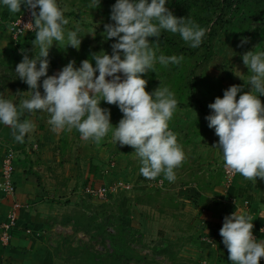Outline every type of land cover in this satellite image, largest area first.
<instances>
[{"label": "clouds", "instance_id": "clouds-1", "mask_svg": "<svg viewBox=\"0 0 264 264\" xmlns=\"http://www.w3.org/2000/svg\"><path fill=\"white\" fill-rule=\"evenodd\" d=\"M168 3L169 0H116L110 14L113 23L104 24L102 33L105 40L116 38L112 52L92 53L79 66L75 60L69 61L57 73L48 75L53 44L66 42L67 47L79 50L83 29L79 24L67 28L70 21L59 0H0V6L13 14L22 6L31 10L33 20L26 26L35 33L31 43L36 53L34 57L24 54L15 67L18 78L29 86L30 98L17 106L0 92V124L10 126L20 143L35 129L32 121H21L24 110L47 112L52 131L75 129L85 141L99 143L111 132L114 142L134 148L140 174L146 179L163 176L169 182L175 181V169L186 159L177 135L169 128L178 101L168 87L148 91L144 74L156 72L157 62L179 65L184 57L157 56L149 38H159L162 31L179 34L195 49L202 44L206 29L191 19L176 16ZM100 4L101 0H90L93 9ZM13 28L10 26L9 31ZM247 42V38L243 39L241 46ZM242 60L249 78L245 80L241 71H234L245 84H234L224 90L222 97L217 96L208 105L212 111L206 119L219 137L215 147L222 150L226 168L257 182L264 180V102L260 99L264 96V51H249ZM246 87L250 90L243 91ZM102 102L118 106L123 114L115 127L111 110L102 107ZM253 229V216L238 207L225 216L220 235L231 264H260L264 258V240H258Z\"/></svg>", "mask_w": 264, "mask_h": 264}, {"label": "crops", "instance_id": "crops-1", "mask_svg": "<svg viewBox=\"0 0 264 264\" xmlns=\"http://www.w3.org/2000/svg\"><path fill=\"white\" fill-rule=\"evenodd\" d=\"M18 13L13 14L6 7L0 6V17L6 23ZM4 26L0 24V54L10 58L11 64L16 60L21 62L24 54L34 57L36 53L31 41L35 35L26 34L15 40ZM36 51L38 54V49ZM2 82L0 79V86H3L0 92L17 106L24 99L30 98L29 86L18 76L12 83L6 81L8 85L5 87ZM49 118L50 115L44 111L24 110L21 121H32L35 129L25 137L23 143L14 139L10 126H0V138L4 140L3 150L0 152V181L1 160L6 144H14L19 150L14 176L17 187L15 198L6 196L0 189V225L7 221L13 202L20 204L18 225L12 232L11 242L8 245L0 242V259H6L12 264H56L64 256L62 253L59 255V243L63 240L67 242V237L74 235L75 217L91 214L86 205L78 204L79 199L88 200L82 192L83 188L88 185L111 187L116 181L132 180L131 176H110L109 172L115 165L107 169H100L95 165L97 161L94 157L103 159L113 151L104 146V143L90 144L81 139L82 145L77 155L72 156L69 149L72 143L69 147L65 145V131H52ZM70 133L81 136L74 129ZM100 150L103 154H99ZM122 155L119 153L117 156ZM135 178L139 182L136 189H141L140 198L134 208L136 213L131 217H128V212L126 217L121 213L118 221L138 230L142 243L152 247L148 249L152 264H231L220 229L225 218L223 213L229 215L237 207L253 216V232L259 234L258 240H264V234L261 233L264 226V218H261L264 213V180H246L238 173L230 186L222 185L220 180L209 193L203 186H198L199 200L208 197L222 203V210L214 212L206 205H199L200 203H187L183 207L182 201L188 202L190 198L176 200L179 206L168 204L161 195L167 196L169 193L161 192L159 188L154 189L152 181L143 175ZM156 197L160 201H155ZM184 213L191 217L190 220H186ZM28 228L34 234H29ZM84 240L86 241L84 236L80 235L71 242L74 246L85 245ZM156 247L161 252L152 256ZM93 252L102 257V253ZM260 264H264V261H260Z\"/></svg>", "mask_w": 264, "mask_h": 264}, {"label": "rangeland", "instance_id": "rangeland-1", "mask_svg": "<svg viewBox=\"0 0 264 264\" xmlns=\"http://www.w3.org/2000/svg\"><path fill=\"white\" fill-rule=\"evenodd\" d=\"M115 2L116 0H101L100 6L93 9V7L90 6V0H59L60 6L65 9V17L70 21L67 28L72 29L75 24H79L83 29L81 35H84V37L89 39L98 53L101 50L107 51L108 53L112 52L111 45L115 42L116 38L105 40L102 33L104 31V24L113 23V21L110 19V14L112 5ZM199 4L202 5L201 3ZM179 5H181L180 0H169L167 7L178 17H185L186 19L195 21L193 16L196 8L193 7L194 12L191 10L186 11L188 8H190V5L193 6L192 3L186 1L181 5V7H179ZM204 6V13L200 12L201 14L199 15V21H195L201 27H204V22H202L201 19L203 17L206 18V16L208 18L210 12L213 9L212 3L210 2L205 1ZM207 6H209V9H207ZM219 14L220 11H218L214 16H211V25L218 18ZM219 23L220 25L218 27V33L214 36L215 53L208 62H204L195 68L196 82L193 87L192 95H188L187 99L188 102L193 101V105L191 107L184 108L178 106L176 109L175 113L179 115V122H181L180 128L182 130L177 133L176 126L169 127L170 130L177 135L178 143L183 147V150L186 154V159L180 167L175 169V181L169 182L163 177L151 180V184L154 189L159 188V191L169 193L167 196L165 193V195H161L164 196L163 198L165 202L168 201V204L174 203L179 206L177 203L178 201L176 202V200L190 198L189 201H193L192 203L189 201H182L183 204L181 205L186 207L185 204L187 203H190L191 205H198V203H200L199 205H206L211 211L214 212H219L222 210V203L219 204V202L217 203L213 199H208V197L199 200V193L197 192L198 186H203L207 193L211 192L213 187L218 184L220 180L222 185H225L224 169L226 166L223 159L222 150L218 147H215L219 137L215 134L214 128H210L208 126V120L206 117L212 111L208 105L214 102L217 96L222 97L224 90L230 86L234 84H245V81L241 77L234 74V71H241V75L244 76L245 80H247L250 76L248 73L249 70L244 65L242 60L243 54L249 51H264V39L260 34V28L263 26V22L253 21L251 28L249 29L250 31L246 32L248 30L246 29L248 23L245 16L240 15L233 6L230 10L226 11V13L222 15V19ZM0 24L5 25L3 22H0ZM4 28H6V25ZM89 31L93 32L94 34L96 33L95 37H93L91 33H88ZM32 35H35V33ZM165 35L171 38V40L174 38V41L178 42L179 46H184L186 49L191 48L186 42L182 40L179 34L162 31L161 36L164 37ZM28 36H30V34H28ZM161 36L157 38L158 41L155 39L152 44L156 55L159 56L163 54L165 56H181V53L176 52L174 45V47H170L173 44L172 41L168 40L171 43L170 45L164 44L162 40L165 39L161 38ZM245 38H247L248 42L241 46V41ZM203 41H205V37L203 38ZM166 47L171 50V52L168 54L163 53V49L167 50ZM187 54L188 57L184 58V60H186V64L183 66L185 67L184 69L186 72H190L194 65L198 63L197 55H193V57L190 58L189 55L191 54L189 52H187ZM5 58L7 62L3 63L2 67L0 68V79L4 80L5 78L3 82L8 80L9 82H14L17 74L9 73L10 70L6 66L8 64L10 65L11 61H9L10 58ZM61 69L62 66H59L53 71L52 68L49 67L48 75H53ZM155 69L156 72L150 71L149 73L144 74L145 78L148 79L147 90L152 91L159 86L168 87L175 93L176 99H180L182 94L177 93V88H174L177 78L173 77L174 71L172 70L171 63L167 66H163L157 62ZM2 87L3 86H0V88ZM249 90L250 87L243 89V91ZM240 94H238V96ZM260 99L262 102H264V96H261ZM106 106V108L111 110V121L113 123V127H115L114 125L118 124L123 114L116 105L107 104ZM75 131L77 134L81 135L77 130ZM81 139V136L71 135V133L67 131L64 132L65 145L69 147V145L72 143V147L69 148L71 149L72 156L77 155V152L82 145ZM102 140L99 143H104V146H108V148L112 149L113 151L109 156H106V158L104 157L103 159L94 157V159L97 161L95 165H97L100 169L111 168V166L115 165V167L109 172L110 176H131L132 180L128 182L127 180L125 181L123 179V182L116 181L114 186L110 185L111 188L109 189L107 199L103 200L84 195L87 196L88 200L84 199L86 201L83 202V199H79L78 204L81 206L86 205L89 208V212L91 214L95 212L98 213L100 217H102L103 214L111 213L109 208L105 205L112 204L113 211L117 214V222L114 223L113 226L109 225L104 235L100 234L99 236L94 227V229H91V231L87 234H74L70 237H67V242L63 240L59 243V255L62 253L64 256H62L63 259L59 258L56 264H123L122 261L119 263L110 261L109 258H111L110 254L112 252L111 247H114L119 251L120 249H127L131 251V247L129 248L128 245L119 246L118 244L112 243V241L109 240V232H115L119 225H124L120 224L118 221V217L121 213L125 216L127 214L126 212H128V217H131L136 213L134 208L136 207L140 198L139 193H141V189H136L139 185V182L136 180L135 176H141L139 175V169L141 167L140 161L134 152V148L130 146H120L118 143L114 142L111 132ZM3 142L4 140L0 138V152L3 150ZM87 142H94L95 144V141L93 140H87ZM91 146H93V144ZM114 147L117 149H114ZM103 153L101 150L99 151V154ZM119 153L123 155L121 157L117 156ZM158 180L162 181L161 184L156 183ZM126 185H129L130 187L128 188ZM158 197H156L154 200L160 201ZM187 212L189 214V211ZM91 214H88V216ZM226 215L227 214L223 213L222 216L225 217ZM184 217H186V220H190L191 218L186 214ZM134 220L135 218H133V221ZM100 222H102V218L99 219V223ZM97 234L98 238L92 237V235ZM80 235H83L86 239L84 242L89 245V250L86 251L82 248H78L71 242V240H76ZM0 242L3 243L2 240ZM131 246L137 250L135 253L138 256H141V259L132 260L127 264L153 263V261L150 259L151 252L148 250L151 246L145 245V243L140 244L137 241H134ZM93 251L102 253V261L95 263V260H92L94 259L91 256ZM0 264L12 263L8 262L6 259H0Z\"/></svg>", "mask_w": 264, "mask_h": 264}, {"label": "trees", "instance_id": "trees-1", "mask_svg": "<svg viewBox=\"0 0 264 264\" xmlns=\"http://www.w3.org/2000/svg\"><path fill=\"white\" fill-rule=\"evenodd\" d=\"M186 1H189L192 3L193 6H189L186 11L191 10L193 11V7L196 8V11L194 12V19L196 22L199 21L200 14L204 13L205 10V1L212 3V11L210 12V17L206 16L201 19L202 22H204V29H206V35H205V41H202V44L198 48H189L186 49L184 46H179L178 42L174 41L175 39L167 37L165 35L164 37L161 36V38H164L165 40H162L164 44L170 45L171 43L168 41H172V45L170 47H174L176 49V52L181 53V56L184 58L188 57L187 52H189L191 55H189L190 58L193 57V55H197V62L196 65H194L193 69L190 72H186L184 69L185 67L183 65L186 64V60L183 59V61L179 65L171 64L172 70L174 71V78H177V82L174 86V88H177V93L182 94L180 99H177L178 106L184 108V107H191L193 105V101H187L188 95H192L193 93V87L196 82L195 77V68L198 67V65L208 62L212 55L215 53V45H214V36L218 33V27L220 25V20L222 19V15L226 13V11L230 10L233 6L235 10L240 14L244 15L246 18V21L248 23L246 29H248L246 32L250 31L252 22L253 21H261L263 22V26L260 28V34L262 38L264 39V0H180V4L182 5ZM201 3L202 5H200ZM179 5V7H181ZM209 9V6H207ZM218 11H220V14L218 18L214 21V23L211 25L212 18L211 16H214ZM201 12V13H200ZM209 30V31H208ZM150 40L154 41L157 39L156 37H150ZM150 41L151 44L153 42ZM174 45V46H173ZM167 50L163 49L164 54H168L171 52V50L166 47ZM92 53H98L94 45L89 41L87 37H83L81 47L79 50H77L74 47L68 46L65 42L64 44L60 45L58 42L54 43L53 46L50 48L48 59L50 61L49 67L52 68L54 71L57 67L62 66V68L72 60L76 61V65L79 66L80 62L84 59H89L90 55ZM7 62L6 58L0 54V68L2 67V64ZM20 61H15L14 64L10 65L6 64L7 68L10 70L9 73H16L15 67L17 64H19ZM171 69V68H170ZM173 75V74H171ZM1 76V73H0ZM17 77V76H16ZM5 80V78H4ZM3 80V81H4ZM9 82V80H8ZM4 84L2 82V85L7 86L8 83L5 82ZM12 83V82H10ZM41 93H43V88L40 89ZM106 102H102L101 106L106 108L107 106ZM176 112V111H175ZM181 122H179V115L174 113L173 118L169 122V127L176 126L177 133L182 130L180 128ZM2 124H0L1 126ZM195 125V124H194ZM175 129V130H176ZM109 208L111 211L110 214H103L102 217L98 213L93 212L91 215L87 216L85 214L84 217H78L76 216L74 221L75 224L73 226L74 234H78L80 232L87 234L91 231V229H96L97 233L101 235H104V233L107 230V227L109 225L113 226L114 223L117 222L116 213L113 211L112 204L105 205ZM127 213V212H126ZM82 216V215H81ZM102 218V222L99 223V219ZM114 228V227H112ZM128 232V234H127ZM97 235H92L94 238H98ZM127 234V235H126ZM137 235V236H136ZM127 236V237H126ZM109 240L112 241L114 244L129 246L131 251L127 249H120L116 250L114 247H111L112 252L110 254V261L114 263L123 262V264H127L131 262L132 260H140L141 256H138L135 252H137L136 249L132 248V243L134 241L139 242L142 244V237L138 230H136L133 227H129L126 225H119L118 229L115 232H109ZM128 243V244H127ZM78 248H82L84 250H89V245L87 243L85 245H78ZM159 248L156 247L153 249L152 253L153 255L160 254L161 251L158 250ZM92 260H95V263H99L98 261H102V257H99L97 253L92 252L91 253ZM146 257V256H145ZM148 257V256H147ZM143 258V257H142Z\"/></svg>", "mask_w": 264, "mask_h": 264}, {"label": "built area", "instance_id": "built-area-1", "mask_svg": "<svg viewBox=\"0 0 264 264\" xmlns=\"http://www.w3.org/2000/svg\"><path fill=\"white\" fill-rule=\"evenodd\" d=\"M33 20L31 10L26 9L23 6V9L20 13H18L14 18L10 19L7 23L2 20L0 17V22L5 23L6 30L9 32L11 37L15 40H18L22 36L26 34H33L34 32L29 30V27L26 26L27 23ZM14 26L12 31H9V27ZM19 150L16 145L14 144H6L4 148L3 157L1 160V181H0V189L5 193L6 196L10 198H15L17 187L15 184L14 176L16 172V160L18 158ZM238 173L233 172L230 169L225 167L224 169V176H225V186H230L237 176ZM150 182V181H149ZM161 180H158L156 183L161 184ZM128 188L129 185H126ZM111 187L105 186H94L88 185L85 186L82 192L92 198H99V199H107L109 194V189ZM115 189V188H114ZM113 190V188H112ZM1 203V199H0ZM20 204L16 201L13 202L11 210L8 213V219L6 222H3L0 225V238L4 244H9L12 239V232L18 225V209ZM264 229V226L262 227ZM261 229V230H262ZM27 232L29 234H34L33 230L28 228ZM264 234V231H261ZM257 239H259V234L254 233ZM264 261V258L261 259Z\"/></svg>", "mask_w": 264, "mask_h": 264}]
</instances>
